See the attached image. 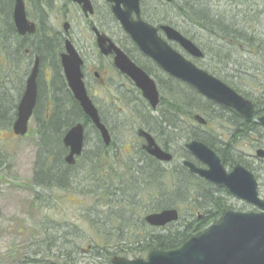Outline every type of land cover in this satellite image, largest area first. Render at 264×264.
I'll list each match as a JSON object with an SVG mask.
<instances>
[{
    "label": "flooded vegetation",
    "instance_id": "af4514ba",
    "mask_svg": "<svg viewBox=\"0 0 264 264\" xmlns=\"http://www.w3.org/2000/svg\"><path fill=\"white\" fill-rule=\"evenodd\" d=\"M88 1L91 6V11L85 12L82 9V5L71 0H0V93L5 96V104L2 110L8 112L7 118H9V122H14L16 120L18 105L26 92L28 80L34 73L36 85V102L34 109L39 105L40 94L45 93L47 95L51 93L54 81L58 77L60 78L62 76L67 86L63 72L62 59L64 56H67V47L70 45L82 61L81 73L87 92H89V84L97 86L99 90L103 89L105 93L110 94L108 96L110 100H107L106 105L114 110L119 103L127 108L130 106L132 108V104L139 101L138 103L140 104L137 106L139 113L137 121L140 122L141 125L137 127V130L143 128V130L151 134L160 149L172 156V160L166 163V165L169 166L170 173L174 175L178 174L181 167L188 171L189 179H191L188 185H186L188 179L182 184H179V179L178 183L175 181L180 185V191H182L183 188L187 190L188 187V189L193 190L194 194H198L199 196L198 198H184L180 195L181 197L179 198L165 200L169 206L165 209L173 208L176 210L179 220L162 228L145 225L149 233L144 232V237H154L158 235L166 236L167 238L174 237L180 241L177 247L171 249L176 250L190 239L200 236L210 227L217 225L226 213H264V209H259L246 200L234 196L222 185H216L204 180L191 172L188 167L184 166V162L187 161L200 170L206 169V166L198 161L185 146L188 141L203 142L200 140L202 137L208 138L212 140L214 149L209 147L205 142L203 143L216 154L223 170L229 174L237 166H240L250 172L256 181L259 199L264 202V154L261 156L257 154L260 150L264 153V125L257 122V119L264 116V114H261L262 112L258 115L254 114L253 118H256L255 121L253 118L245 121L234 111L222 107L220 108V106H218L219 109L208 106L206 109L204 108L205 113L202 116L209 120L215 118L219 121H223L214 122V131L210 128L209 122L205 125H200L196 122H191L192 124H189L184 119L185 114L177 116V122H175V128H173L172 115L167 110L173 99L172 92L178 91L182 95L183 89H186L188 86L177 79H173L172 81V79H170L171 77L169 78L161 72L147 57L139 52L113 17L110 3L105 0ZM155 1L161 5V7L164 6L167 9H171L170 4L172 0H170V2L165 0ZM17 3H22L24 17L27 21L26 26H24V33L19 32L16 23L15 11ZM154 7L155 6L151 4L150 10ZM141 18L143 19L142 15ZM160 26L155 25L154 27L159 28ZM116 27L125 39L122 40L121 38L114 37L116 32H113V28L116 29ZM76 28H82L86 32V35L78 36L76 34ZM159 35L163 36V33L159 31ZM100 37L109 39L116 47L124 52L131 62L142 69L154 81L159 93V104L156 110L158 113H160V111L164 112V116H167L166 119L168 120L164 121L163 119L159 121L164 123L157 125V130L155 129L153 131L152 129L156 124L153 117L150 116L151 114L149 116L144 115L147 117L146 119L141 115V111L145 108L135 95L138 94L141 96V92L134 87V84L128 77L115 68L113 63L114 55H104L101 52L98 44ZM126 45L129 46V49ZM173 45L174 44H172V46ZM136 55L144 59L143 61L151 64L156 71L163 76L160 83L157 80L156 73H154L146 63L139 61ZM143 68L151 72V75ZM110 74L117 77L118 80H121L120 83L113 82L109 84L108 75ZM126 85L131 88H126ZM161 90L168 93V98L161 95ZM125 95L129 97L126 103ZM176 97L180 98L179 96ZM90 98L99 112L100 109L96 101V94L90 95ZM204 101L208 100L204 99ZM164 102L166 105H164ZM181 108L183 111L187 110L184 104H181ZM147 110L150 109L147 108ZM233 114L242 119L243 122H239L241 126L245 124L247 127L255 126L256 128H237V122H235L237 119ZM99 116L112 140L109 122L105 121V118H103L100 113ZM207 129L212 130V134H205ZM173 130L179 134L181 140H186L180 148L182 151L181 154L177 152H175V154L174 151H172L171 142L174 141V138L178 139V136H171L173 135ZM245 142L251 148L250 153H244L238 148L239 143ZM142 144L143 141L141 140L139 147L142 148L144 146ZM102 154L109 155L110 152L106 151ZM177 155H179L181 159L178 165L174 164ZM245 156H247V158H245ZM252 161H255L257 165H253ZM130 163H133V161L131 160ZM259 180H261V182ZM109 186L110 185H108V187ZM134 194L135 198L121 200V202H125L127 206L124 204L126 206L125 210L119 209L121 212L119 217L129 216L131 219H134L136 213L140 214V208L138 207L141 206H143V219L148 214H151L148 212L149 209L146 206L154 205L157 199L151 198L142 200L137 198V192H134L133 196ZM236 202L241 203L240 208L235 206ZM156 230L161 233H150ZM121 247L125 248L123 242L118 246V248Z\"/></svg>",
    "mask_w": 264,
    "mask_h": 264
},
{
    "label": "trees",
    "instance_id": "16d2710c",
    "mask_svg": "<svg viewBox=\"0 0 264 264\" xmlns=\"http://www.w3.org/2000/svg\"><path fill=\"white\" fill-rule=\"evenodd\" d=\"M212 1L214 0H208L205 3L201 0H172L170 4L171 9H167L164 6L161 7L155 0H152V6L155 7L150 10L148 0H141V15L145 21L152 25H171L195 44L197 33L192 32L190 29L188 30L186 27L181 28L179 25L182 21L199 29L201 32L199 39H202L198 47L203 53V59L211 56V62L213 63L208 65L207 68L210 69L208 72L216 75L220 79L222 77L217 75V71L221 73L229 72L230 70L227 64L237 53L238 56L242 54L258 57L257 64L250 56L247 57L250 59L247 64L253 71H251V74L245 73L244 76H242L237 73V76L229 78L230 80L232 79V82L225 80L227 85L253 102L255 115H258L260 112H264V34H260L258 31V29L262 30L260 15L263 11H258V5H247L246 2L242 0H227L230 4L223 8L233 10L237 5H240V9L235 10L232 14L226 15L221 11H216L215 8L217 5H212ZM233 5L234 7H232ZM217 66L221 69L217 68ZM155 67L158 68L157 66ZM146 72L151 75V72L147 70ZM248 78H250V82L253 86H251V89L246 90L242 88L244 87L242 82L250 83ZM170 79L173 81V78ZM235 79L240 80V84L237 82L234 83L233 80ZM172 97L173 99L167 110L172 115L173 128H175L174 124L177 122L176 118L180 116V114H185V117L191 118L192 114L195 112H205L200 109L202 106L200 105L201 102L205 109L208 106L218 108V106H215L210 101H204L202 96L190 87L183 89L182 95L178 91L172 92ZM39 98V105L34 109L33 114L35 122L34 132L38 137V150L35 156L32 185L48 190L55 187L66 189L75 184L79 186V193L84 194V197L91 195L95 202L100 204L99 206H105L106 211L115 204L109 202L111 190L116 192L122 191V196L125 199L135 198V194L134 196L129 194L131 191L126 192L129 181L124 180L122 173H120L122 169L125 173L130 172L132 169H130V166L126 163L123 165L118 163L116 161V155L114 156L115 162L110 164L105 162L110 156L108 157V155H103L102 153L113 150L114 142L112 141L108 147L102 143L98 132L91 126L88 118L84 116L78 103L68 90L63 77H58L54 81L51 93L47 95L42 93ZM142 103L144 102L142 101ZM181 104L186 105V111L182 110ZM164 105H166L165 102ZM141 115L144 116L143 112ZM7 116L8 112L5 110L1 111L0 119L3 122H0V127L6 130L11 128L12 125V122H9ZM234 116L237 119L235 121L237 122V128H256L255 126L247 127L245 124L241 126L239 122H243L242 119L236 115ZM166 117L167 116H164V112L160 111L157 118H155V127L164 123L159 122V120L162 121L164 119V121H168ZM76 123H82L85 129L90 126L96 134V139L93 148L87 151L85 147L88 142L87 134H85L84 151L77 159L76 164L69 167L64 163L66 149L62 144V138L66 131ZM200 140L214 149L212 140L204 137ZM136 154L142 161V164L131 172L132 175L135 176V179L130 181L131 183L129 186L131 190H135V188L140 189V198L146 194V198L151 199L154 194L157 202L154 205L146 206L149 212L168 208L169 206L165 200L171 198H179L181 196L184 198L199 197L198 194H194L193 190L188 189V187L187 190L183 188L182 191H180V185L177 184L178 179L179 184L184 183L188 179L186 181V185H188L191 181V179H189V173L185 168L181 167L178 171L179 173L174 175L166 171L159 162L148 157L138 148ZM4 164L5 158L0 152V168ZM74 170H76V172L73 174ZM80 175H82V177H80ZM81 184L89 186L85 187V189L81 187ZM109 184H113L116 188H111L109 190ZM106 211L104 213H106ZM113 215L119 218L121 212H114V214L111 215L108 213L106 217L111 218ZM119 219L125 223L126 228H134V219L127 216H122ZM89 222L92 230L95 232V236L100 240L99 243L90 246L89 253L93 257L102 259L101 262H103V264H110V257L112 255L134 257L137 252H149L154 249L168 251L174 249L180 243V241L174 237L167 238L166 236L159 235L139 239L136 232H131L130 237L126 238V243H130V247L121 249L118 248L121 235L128 236L129 234L122 232L121 228H116L115 234L116 237H118L116 238L115 245L111 246V252L108 246V241L112 236L109 231L110 228L107 227L106 223H100L97 218H93L89 220ZM140 223L141 225L144 224L143 221ZM44 226V224L38 226L37 236L39 237H35L32 243L27 247L28 249L26 252L21 255L20 264H71V253L74 252L73 244L70 242L66 244L65 239L62 238V246L60 242H58L59 245H57L55 237L51 238L48 233L51 229H46ZM135 230L137 231V229ZM41 233H44V235ZM101 239L103 241H101ZM37 240L39 241L37 242ZM57 240L59 241L60 238H57ZM125 245L129 246L127 244ZM52 250H56L55 255H50Z\"/></svg>",
    "mask_w": 264,
    "mask_h": 264
},
{
    "label": "water",
    "instance_id": "95a60500",
    "mask_svg": "<svg viewBox=\"0 0 264 264\" xmlns=\"http://www.w3.org/2000/svg\"><path fill=\"white\" fill-rule=\"evenodd\" d=\"M71 1L82 5L85 12L91 11L88 0ZM105 1L111 4L113 17L137 49L144 56L150 58L163 72L188 84L212 102L235 111L245 120L252 118L254 109L249 100L216 77L196 67L169 45V42H174L190 57L201 59L203 54L192 41L183 37L170 26L162 25L158 29L144 22L140 17L139 0ZM165 1L169 2L170 0ZM15 16L19 32L24 33L27 21L24 17L22 3L16 4ZM159 30L163 32L165 40L159 36ZM98 44L104 55H114L115 68L128 77L141 91L148 104L155 108L159 102V94L154 81L106 37H100ZM67 51V56L62 59L67 86L83 114L99 132L103 143L109 145V133L101 123L98 111L88 97L82 80V61L70 45H68ZM35 102L34 73L28 80L26 92L17 108V118L12 125V131L16 136L26 135ZM194 120L200 124H206V121L199 115H195ZM257 122L264 125V116L259 117ZM138 136L144 138L146 144L143 149L150 156L163 162L172 159L169 153L164 152L156 145L150 134L138 130ZM62 143L69 150L64 162L71 166L75 163V157H78L83 150V125L78 123L72 126L65 133ZM185 147L207 167V169L200 170L192 163L184 162L191 172L216 185L224 186L234 196L246 200L259 209H264V202L258 197L256 181L250 172L237 166L227 174L216 154L202 142L192 141ZM257 154L261 156L264 153L260 150ZM177 217L176 210L168 209L146 216L145 221L150 226L161 227L177 220ZM111 264H264V213L229 212L217 225L210 227L200 236L190 239L180 249L174 251L153 250L148 253L146 260L140 258L130 260L115 256L112 258Z\"/></svg>",
    "mask_w": 264,
    "mask_h": 264
},
{
    "label": "rangeland",
    "instance_id": "374dc122",
    "mask_svg": "<svg viewBox=\"0 0 264 264\" xmlns=\"http://www.w3.org/2000/svg\"><path fill=\"white\" fill-rule=\"evenodd\" d=\"M201 1L205 3L208 0ZM242 1L246 2L247 5H258V11H263V13L260 15L262 30L258 29V31L260 34H264V0ZM216 2L217 0L211 2L212 5H217L218 8H215L216 11H221L226 15L232 14L235 12V10L240 9V5H237L233 10L223 8L230 4L227 0H218V2ZM148 3L149 6H151L152 0H148ZM232 7H234V5ZM179 26H181V28L186 27L188 30L190 29L192 32L197 33L196 45L201 42L202 38L199 39L201 36L199 29L182 21L180 22ZM116 29L113 28V32H116L114 37L121 38L122 40L125 39L123 38V35L119 33L117 27ZM76 30V34L78 36L86 35V32L82 28H76ZM126 47L129 49L128 45H126ZM174 47L186 58L190 59L180 48L177 46ZM249 56L251 59L255 60L257 64L258 57L242 54L241 56H238L237 53L236 56L234 55L232 59L229 60V65L227 64L230 71L227 73H221L220 71H217V75L222 77L221 79H223V81H231L232 79L230 80L229 78L237 76V73L238 75L240 74L242 76H244L245 73L251 74L252 70L247 64V62L250 60L247 58ZM136 58L139 61L146 63L147 66L153 70L154 73H156L157 80L160 83L163 76H161V74L157 72L151 64L143 61L144 59H141L137 55ZM193 62H196L195 64L197 66L207 71H210V69L207 68L208 65L213 64L211 62V56L206 57L202 61L193 60ZM217 68L221 69L219 66H217ZM108 76L109 84L113 82L120 83L121 81L118 80L114 75L110 74ZM248 81L250 82V78H248ZM233 82L240 84V80L238 79L233 80ZM242 83L244 84V87L242 88H245L246 90L251 89V86H253L251 82ZM125 87L128 89L131 88L128 85ZM92 94H96V101L100 109V113L103 118H105V121L109 122L114 147H116V149L117 147L121 148L119 152L116 149L113 151L118 152L117 154H122L125 158L131 157L136 151L135 148L139 147L141 144L140 140H138L135 135V130L140 123L137 121V116L139 114L137 106L140 103L137 102L132 104L131 110H128L123 105H118V107L114 110L113 108H109L106 105L107 100H110L108 99V96L110 95L109 93H105L103 89L99 90L97 86L89 84L88 95L90 96ZM135 95L137 96V94ZM161 95L165 98H168V93L166 91L161 90ZM128 99L129 97L125 95V103ZM4 104L5 96L0 93V113L3 111L2 109ZM200 105H202L200 107V109H202V102ZM261 114H264V112ZM151 115L156 116L157 113L151 112ZM255 119L256 118L254 117V120ZM0 122L3 121L0 119ZM186 122L192 124L191 119ZM214 122L223 121H219L215 118H213L212 121H209L210 128H212L213 131L215 129ZM152 129L154 131L158 128L152 127ZM34 130L35 122L31 121L29 123L27 136L13 137L10 129L6 130L0 127V152L5 158V164L0 168V264H20L21 255L26 252L28 249L27 247L32 243L33 239L35 237H39L37 236V228L41 224L45 225L44 228L51 229V231L48 233L51 238L55 237L57 245H59L58 242H60L62 246V238L65 239L66 244L69 242L73 244L74 252L71 253V264H103V262H101L102 259L93 257L89 253L90 246L100 242V240L95 236V232L92 230L91 224L89 222V220H92L93 218H97L100 223H106L107 227L110 228L109 231L112 236L108 241L109 248H111V246L115 245L116 243V238L118 237H116L115 234L116 228H121L122 232L125 234L128 233L129 235L126 237H130L131 232H136L137 236H141L142 232L149 233L147 232L145 226L141 225L140 223L142 221V214L134 218V225L137 231L131 229L130 227L126 228L125 223H123L121 220L122 218L119 219L120 217H115V215H113L111 218L106 217L109 212H120L119 209L125 210L126 206L124 204L121 205V207L118 204H114L112 208L106 211L104 216L101 213L106 210L105 206H99L100 204L96 203L94 198L90 195L84 197V194L79 193V186L75 185L74 183V185L66 189H59L55 187L46 190L39 187H34L31 182L34 173L35 156L38 150V137ZM212 130L207 129L205 134H212ZM86 134L88 143L85 149L89 151L94 146L96 134L90 126L86 129ZM172 134V137L178 136V139L174 138V141L171 142L172 151H174V153L177 152L178 154H181L182 151L180 148L186 142V140H181L179 138V134L176 131H172ZM238 148L244 153L251 152V148L246 144V142L239 143ZM118 156L120 160H123L120 155ZM245 158H247V156H245ZM180 162V156L177 155L174 164L178 165ZM252 162L253 165H257L255 161ZM163 167L166 171H169V166L164 165ZM75 172L76 170H74L73 174ZM80 177H82V175H80ZM261 180L259 181L261 182ZM88 186L89 185L84 186V184H81L82 188ZM129 187L130 186L128 184L126 192H128ZM145 198L146 194H144L142 198L139 196V199L144 200ZM235 206L240 208L241 203L236 202ZM138 208H140L139 210H142L143 207ZM150 233L159 234L161 232L156 230ZM41 234L44 235V233ZM57 238H60V240L58 241ZM38 241L39 240H37V242ZM101 241L103 240L101 239ZM51 254L55 255L56 250H52L50 252V255ZM146 254V252H137L134 257L131 256L130 258H145Z\"/></svg>",
    "mask_w": 264,
    "mask_h": 264
}]
</instances>
